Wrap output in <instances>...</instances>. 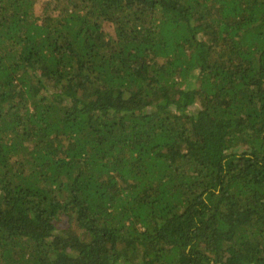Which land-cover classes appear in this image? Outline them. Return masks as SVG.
Wrapping results in <instances>:
<instances>
[{"label": "trees", "instance_id": "16d2710c", "mask_svg": "<svg viewBox=\"0 0 264 264\" xmlns=\"http://www.w3.org/2000/svg\"><path fill=\"white\" fill-rule=\"evenodd\" d=\"M0 264H264V0H0Z\"/></svg>", "mask_w": 264, "mask_h": 264}, {"label": "rangeland", "instance_id": "374dc122", "mask_svg": "<svg viewBox=\"0 0 264 264\" xmlns=\"http://www.w3.org/2000/svg\"><path fill=\"white\" fill-rule=\"evenodd\" d=\"M195 108H196V106H195V105H192V106H189V107H188V110H190V112H191V111H195Z\"/></svg>", "mask_w": 264, "mask_h": 264}]
</instances>
